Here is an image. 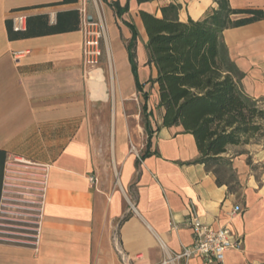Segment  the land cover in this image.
Returning a JSON list of instances; mask_svg holds the SVG:
<instances>
[{
	"label": "crops",
	"instance_id": "1",
	"mask_svg": "<svg viewBox=\"0 0 264 264\" xmlns=\"http://www.w3.org/2000/svg\"><path fill=\"white\" fill-rule=\"evenodd\" d=\"M113 1L129 4L122 18L102 0L89 4L92 22L104 15L108 38L100 65L88 68L81 30L12 41L7 30L19 15L27 21L46 15L55 25L58 13L80 11L83 0L68 5L0 0V150L49 171L39 252L20 241L0 242V264H122L119 256L123 264H163L194 244L187 223L191 203L201 221L216 230L232 229L242 240V249L227 253L223 264H264V144L229 146L221 157L232 165L240 187L219 185L214 170L199 163L195 138L182 127L161 125L156 84L147 102L153 131L148 146L144 99L126 48L129 22L138 32V78L145 84L157 71L147 66L140 11L161 18L160 9L175 4L181 22L196 21L216 9V2L108 0ZM229 4L235 10L264 11V0ZM222 38L244 94L264 108V20L225 30ZM15 52L25 54L16 59ZM104 169L118 171L116 184ZM235 206L244 212L232 214ZM114 233L119 255L109 249ZM169 264L206 263L192 257Z\"/></svg>",
	"mask_w": 264,
	"mask_h": 264
},
{
	"label": "trees",
	"instance_id": "2",
	"mask_svg": "<svg viewBox=\"0 0 264 264\" xmlns=\"http://www.w3.org/2000/svg\"><path fill=\"white\" fill-rule=\"evenodd\" d=\"M113 9L118 18L129 11V4L102 0ZM138 4L154 0H137ZM212 9L204 18L186 22L179 19V6L169 4L162 7V17L140 11L148 43L147 66L156 68V78L150 77L145 84L139 83L136 27L126 22L132 36L126 44L138 92L142 95V115L149 144L153 131L148 123L147 102L149 92L145 86L158 85L159 104L162 111L161 125L164 128L182 127L183 132L191 134L201 153L199 163L209 169L215 165H231L221 156L229 146H242L249 137L263 131L264 108L246 94L241 88V74L229 59L223 45L225 30L239 28L264 20L262 10H235L229 0H214ZM79 0H64L63 4L78 3ZM239 15L247 18L235 19ZM81 14L78 10L58 13L55 25H49L46 15L29 17L26 32L13 30L12 22L7 25L9 39H27L47 35L80 31ZM152 154L146 153V156ZM7 153L0 150V199L3 190L4 168ZM216 173V172H215ZM218 184L223 182L219 178ZM1 202V201H0Z\"/></svg>",
	"mask_w": 264,
	"mask_h": 264
},
{
	"label": "built area",
	"instance_id": "3",
	"mask_svg": "<svg viewBox=\"0 0 264 264\" xmlns=\"http://www.w3.org/2000/svg\"><path fill=\"white\" fill-rule=\"evenodd\" d=\"M81 14V31L83 33V56L85 66L96 68L101 59V41L103 28L98 23L89 21L87 3L79 11ZM27 16L19 15L13 19V29L26 30ZM97 28V29H96ZM24 52H15L19 59ZM133 149V147H132ZM4 168L3 190L0 199V242H22L31 246L36 253L42 244L43 224L48 192V166L27 161L21 157H7ZM92 184L97 183L91 177ZM187 223L193 232L194 244L183 253L175 254L170 262L189 261L199 257L206 264H223L227 253L242 249V240L232 229L227 227L214 229L201 221L193 203L190 204ZM244 209L235 206L232 214L243 213ZM163 264H169L170 262Z\"/></svg>",
	"mask_w": 264,
	"mask_h": 264
},
{
	"label": "rangeland",
	"instance_id": "4",
	"mask_svg": "<svg viewBox=\"0 0 264 264\" xmlns=\"http://www.w3.org/2000/svg\"><path fill=\"white\" fill-rule=\"evenodd\" d=\"M98 1H100V0H98ZM95 2H96V0H83V3L84 4L87 3V13L89 15H90V13H89V4L90 3L95 4ZM98 17L99 18H98L97 22H95V23L96 24L98 23L99 28L101 27V28L104 29L103 37H102V39H100V41H101V52H102V55H101L102 57H101L100 62L98 64V65H100L101 60H102V58L104 56L103 54H104L105 45H106V42H107L106 39L108 38V27L106 25L104 15L103 14L102 15H98ZM97 79L99 81V78H97ZM148 90H149L150 96L152 97L153 96V87H150L149 86L148 87ZM262 124H263V127H264V121L262 122ZM260 143L261 144H264V128H263V131H261L257 135H254L253 137H249L247 139V143H244L240 147H243L244 145H247V144L248 145H257V144H260ZM233 152L236 153L238 151H233ZM106 153L107 152H105V151L101 152V155H102L103 158L104 157L105 158L107 157ZM212 167L214 168L212 170H214L213 171L214 173L216 172L217 177L220 180H222L223 182H225V183H227L229 185L231 184V188H239L240 187L239 181L237 179V175H236V173H235L232 165H228V166L215 165L214 166V164H212ZM103 172H104V174H108L111 177V179L114 180L115 184L117 183L116 182L117 181V177H118V171L117 170L115 171V170H111V169H104ZM115 236H116V233H114V235L112 236V240L113 241H112L111 245L109 246V249H111V251H113V252L115 251V253H116L117 252V249H116L117 240H116ZM116 254L119 255L118 252ZM119 260L123 264L122 259H121L120 256H119Z\"/></svg>",
	"mask_w": 264,
	"mask_h": 264
},
{
	"label": "bare ground",
	"instance_id": "5",
	"mask_svg": "<svg viewBox=\"0 0 264 264\" xmlns=\"http://www.w3.org/2000/svg\"><path fill=\"white\" fill-rule=\"evenodd\" d=\"M92 81H94V82H99L98 79H97L96 77H93V78H92ZM100 83H101V82H100ZM93 84H94V83H93ZM105 86H106V85H105ZM93 88H94V87H93ZM98 88H100V87H98ZM95 90H96V89H95ZM97 90H98V89H97ZM95 92H96V91H95Z\"/></svg>",
	"mask_w": 264,
	"mask_h": 264
},
{
	"label": "water",
	"instance_id": "6",
	"mask_svg": "<svg viewBox=\"0 0 264 264\" xmlns=\"http://www.w3.org/2000/svg\"><path fill=\"white\" fill-rule=\"evenodd\" d=\"M89 21L92 22V18H89Z\"/></svg>",
	"mask_w": 264,
	"mask_h": 264
}]
</instances>
